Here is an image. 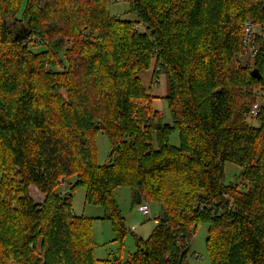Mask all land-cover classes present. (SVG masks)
Masks as SVG:
<instances>
[{
    "label": "trees",
    "instance_id": "trees-1",
    "mask_svg": "<svg viewBox=\"0 0 264 264\" xmlns=\"http://www.w3.org/2000/svg\"><path fill=\"white\" fill-rule=\"evenodd\" d=\"M127 1L135 22L109 13L117 0H0V264H100L93 221L73 213L78 187L120 245L119 189L162 208L152 235L112 264H191L203 224L211 264H264V103L259 125L248 120L264 91V0ZM247 21L263 30L253 64L242 61ZM154 62L167 70L171 124L140 78ZM227 163L240 183L225 184Z\"/></svg>",
    "mask_w": 264,
    "mask_h": 264
},
{
    "label": "rangeland",
    "instance_id": "rangeland-1",
    "mask_svg": "<svg viewBox=\"0 0 264 264\" xmlns=\"http://www.w3.org/2000/svg\"><path fill=\"white\" fill-rule=\"evenodd\" d=\"M40 5H43V0H39ZM109 13L119 19L125 21L135 22L137 20L136 16L131 10V5L127 0L121 2H115L109 9ZM250 22V21H247ZM136 28V26H135ZM24 30L19 28L17 34L21 37L24 36ZM262 28L260 26L255 27V34L262 35ZM28 32V31H27ZM41 48L38 51H42ZM257 54L254 56L246 53L242 58L244 64H253L256 59ZM156 62L153 63L148 71H143L140 74V78L144 87L151 92L156 98L152 102L153 109L159 112L161 115V122L163 124H171L172 116L166 101V97L170 94V83L167 75V70L164 67L160 69L156 68ZM258 98L256 103H264V91L257 92ZM255 103V104H256ZM249 122L255 126L259 123L257 120L248 118ZM170 144L175 147L180 146V135L177 131H172L170 134ZM95 144L97 147V159L99 165H104L107 163L111 151L110 140L104 133H99L95 136ZM157 146V143H155ZM226 179L225 184H238L241 182V168L227 163L226 164ZM77 179H70L69 183H75ZM69 189L67 181H65L59 191L61 194L66 195ZM31 197L38 204H44L46 196H42V193L38 191L35 187L30 188ZM115 198L119 205L120 211L125 219V226L127 235L123 245H120L116 241V233L114 231L113 223L107 220L105 211L102 207L88 205L86 203V191L82 187H78L74 192L73 198V213L76 216L85 217L91 219L93 222V237L96 243L95 256L97 259L101 260L100 264H112V262L121 260L125 263L129 260L130 255H132L136 250L135 238L139 237L143 240H147L157 227L158 221L156 220L162 212V208L159 204L152 203L150 205L153 214V219L148 220L143 216L138 210V205L134 203L132 198V192L128 188H121L115 193ZM209 227L206 224L200 226L192 238L191 241V251H190V263L191 264H211V260L207 251L206 241L208 238ZM122 252H121V251ZM200 257V259H199ZM110 260L111 262H107Z\"/></svg>",
    "mask_w": 264,
    "mask_h": 264
},
{
    "label": "built area",
    "instance_id": "built-area-1",
    "mask_svg": "<svg viewBox=\"0 0 264 264\" xmlns=\"http://www.w3.org/2000/svg\"><path fill=\"white\" fill-rule=\"evenodd\" d=\"M120 1V0H117ZM255 25L251 22H246L244 24V29H243V44L245 47V52L249 53L251 55H255L257 54L258 50H257V46H256V34L254 32L255 30ZM136 29L139 31H143V27L137 25ZM263 104L261 103H256L252 109L250 114L248 115L250 118L252 119H257L259 117V114L261 112V108H262ZM138 210L140 213L143 214L144 217H146V219L148 220H152L153 218V214L151 211V207L149 204L146 203H141L140 205H138ZM200 259V257H199Z\"/></svg>",
    "mask_w": 264,
    "mask_h": 264
},
{
    "label": "water",
    "instance_id": "water-1",
    "mask_svg": "<svg viewBox=\"0 0 264 264\" xmlns=\"http://www.w3.org/2000/svg\"><path fill=\"white\" fill-rule=\"evenodd\" d=\"M24 36L21 37L20 35H18L16 38L20 39V40H26L29 36L27 30H24ZM251 76L254 78V79H257V80H261L262 79V74L261 72L258 70V69H254L252 72H251ZM142 203V196L140 193H138L137 195V200H136V204L137 205H140Z\"/></svg>",
    "mask_w": 264,
    "mask_h": 264
},
{
    "label": "crops",
    "instance_id": "crops-1",
    "mask_svg": "<svg viewBox=\"0 0 264 264\" xmlns=\"http://www.w3.org/2000/svg\"><path fill=\"white\" fill-rule=\"evenodd\" d=\"M131 192H132V191H131ZM42 196H45V195L42 194ZM132 198L134 199V197H133V192H132Z\"/></svg>",
    "mask_w": 264,
    "mask_h": 264
}]
</instances>
